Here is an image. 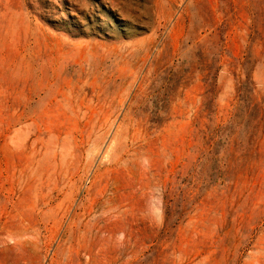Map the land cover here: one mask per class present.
I'll return each mask as SVG.
<instances>
[{
  "label": "rangeland",
  "instance_id": "obj_1",
  "mask_svg": "<svg viewBox=\"0 0 264 264\" xmlns=\"http://www.w3.org/2000/svg\"><path fill=\"white\" fill-rule=\"evenodd\" d=\"M0 264H264V0H0Z\"/></svg>",
  "mask_w": 264,
  "mask_h": 264
},
{
  "label": "bare ground",
  "instance_id": "obj_2",
  "mask_svg": "<svg viewBox=\"0 0 264 264\" xmlns=\"http://www.w3.org/2000/svg\"><path fill=\"white\" fill-rule=\"evenodd\" d=\"M181 1H182V0H181ZM179 5H180V4H179ZM172 9H173V8H172ZM169 10H170V9H169ZM177 11H178V10H177ZM177 11H176V12H177ZM168 12H169V11H168ZM180 12H181V10H180ZM182 12H183V11H182ZM169 13H170V12H169ZM169 13H168V14H169ZM127 15H128V14H127ZM133 15H134V14H133ZM177 15H178V14H177ZM177 15H176V17H177ZM130 16H131V14H130ZM165 16H166V15H165ZM167 16H169V15H167ZM170 16H172V15H170ZM170 16H169V17H170ZM173 16H175V15L173 14ZM178 16H179V15H178ZM135 17H136V16H135ZM176 17H175V18H176ZM184 17H185V16H184ZM128 18H129V17H127V19H128ZM132 19H133V17H132ZM170 20H171V18H170ZM164 21H165V20H164ZM179 21H180V20H179ZM179 21H178V22H179ZM174 22H175V21H174ZM161 24H162V23H161ZM161 24H160V25H161ZM178 25H179V24H178ZM175 26H176V25H175ZM175 29H176V27H175ZM175 33H176V32H175ZM173 34H174V33H173ZM158 36H159V35H158ZM153 39H154V38H153ZM169 40H170V39H169ZM153 41H154V40H153ZM151 43H152V42H151ZM165 44H166V43H165ZM86 48H87V47H85V49H86ZM162 48H163V47H162ZM85 49H84V51H85ZM161 50H162V49H161ZM81 51H82V50H81ZM81 51H80V52H81ZM93 51H94V50H93ZM91 52H92V51H91ZM161 52H162V51H161ZM158 55H159V54H158ZM58 56H59V55H58ZM80 56H81V55H80ZM146 56H147V55H146ZM142 58H143V57H142ZM145 58H146V57H145ZM147 58H148V56H147ZM119 71H120V70H119ZM122 71H123V69H122ZM92 111H93V110H92ZM81 138H82V137H81ZM116 188H117V187H116Z\"/></svg>",
  "mask_w": 264,
  "mask_h": 264
}]
</instances>
